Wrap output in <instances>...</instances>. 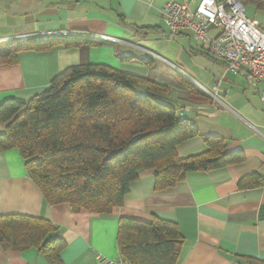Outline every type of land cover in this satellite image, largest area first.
Returning a JSON list of instances; mask_svg holds the SVG:
<instances>
[{
	"label": "crops",
	"instance_id": "obj_1",
	"mask_svg": "<svg viewBox=\"0 0 264 264\" xmlns=\"http://www.w3.org/2000/svg\"><path fill=\"white\" fill-rule=\"evenodd\" d=\"M173 1L195 7L201 0H0V39L15 38L0 44V54L32 41L74 38L72 33L77 32L107 38L81 39L87 43L77 48L55 45L21 52L15 64L0 65V104L9 99L28 102L68 67L104 65L165 86L168 91L158 99L174 107L178 118L183 119L180 113L188 110L186 119L200 136L178 145V157L203 152L202 137L209 136L223 138L226 152L241 151L246 157L242 164L189 173L184 181L162 191L154 188V170L142 171L121 207L98 214L73 213L68 204L48 205L28 177L19 151H0V216L41 218L56 226L66 244L60 254L63 264L119 259V220L153 217L178 227L183 243L177 264L264 263V186L238 187L253 173L264 178V103L256 89L253 95L244 91L243 97L225 89L229 73L239 81L248 77L227 71L191 34L166 40L160 9ZM245 14L264 27L260 0L246 1ZM142 59H148L149 65ZM177 70L200 78L204 85H199L208 94L199 89L191 92ZM212 80L215 89L208 87ZM6 126L0 124V133ZM0 264L49 263L34 248L14 252L0 247Z\"/></svg>",
	"mask_w": 264,
	"mask_h": 264
},
{
	"label": "trees",
	"instance_id": "obj_2",
	"mask_svg": "<svg viewBox=\"0 0 264 264\" xmlns=\"http://www.w3.org/2000/svg\"><path fill=\"white\" fill-rule=\"evenodd\" d=\"M86 43L69 38L15 45L0 54V65L15 64L21 52ZM139 61L149 65L148 59ZM183 82L191 92H200ZM167 91L104 65L68 67L28 102L9 99L0 104V124H7L0 133V151L18 150L44 201L68 204L73 213L110 214L123 205L130 184L145 170H154V188L162 191L189 173L246 161L241 151L226 152L225 140L215 136L202 137L203 152L178 157L176 147L200 135L187 119L177 117L174 107L158 99ZM262 186L264 178L256 173L238 183L240 189ZM182 243L174 223L156 217L119 220L118 251L129 264H177ZM0 247L14 252L34 248L49 264H63L60 254L66 244L59 229L44 219L7 215L0 216Z\"/></svg>",
	"mask_w": 264,
	"mask_h": 264
},
{
	"label": "built area",
	"instance_id": "obj_3",
	"mask_svg": "<svg viewBox=\"0 0 264 264\" xmlns=\"http://www.w3.org/2000/svg\"><path fill=\"white\" fill-rule=\"evenodd\" d=\"M248 0H201L195 7L183 2H168L160 9L168 31L167 41L187 32L194 42L211 58L223 62L227 71L248 77L264 103V27L245 14ZM264 4V0H260ZM217 31L213 37L208 36ZM74 38L107 40L106 37L87 32L72 33ZM9 39H0L4 43ZM184 78L188 77L177 70ZM186 80V79H185ZM199 85V84H198ZM201 87V91L207 90ZM218 102L215 96H211ZM98 264H129L122 258L108 261L98 258Z\"/></svg>",
	"mask_w": 264,
	"mask_h": 264
},
{
	"label": "rangeland",
	"instance_id": "obj_4",
	"mask_svg": "<svg viewBox=\"0 0 264 264\" xmlns=\"http://www.w3.org/2000/svg\"><path fill=\"white\" fill-rule=\"evenodd\" d=\"M213 35H215L214 33H213V31L212 32H210L209 34H208V36H213ZM4 39H9L8 41H6V42H4V43H11V42H14V39L15 38H4ZM1 44V43H0ZM202 58H204L205 59V57H203V56H199V60H203ZM240 78V77H239ZM244 77H242L241 79H240V81H239V79H235V78H233L232 77V75H231V73H229V75L227 76V79L229 80V83L228 84H226L227 85V87H225V89H229V90H231V91H234L235 93H238L239 94V96H241V97H243L241 94L245 91L246 93H248L249 92V94L250 95H253L252 94V91L254 90V88L252 87V84H251V81L249 80L248 81V79L246 80V79H243ZM184 79H186L185 81H188L190 84H192L197 90L199 89H201V87L198 85L199 83L200 84H202V85H204V82L200 79V78H188V77H185ZM239 81V82H238ZM225 85V86H226ZM222 100V102H223V99H221ZM118 259V258H117ZM112 261H115V260H112Z\"/></svg>",
	"mask_w": 264,
	"mask_h": 264
},
{
	"label": "water",
	"instance_id": "obj_5",
	"mask_svg": "<svg viewBox=\"0 0 264 264\" xmlns=\"http://www.w3.org/2000/svg\"><path fill=\"white\" fill-rule=\"evenodd\" d=\"M216 77H218V76H216ZM213 84H214V80L211 81V84H209L208 87H210V88H214V87H213V86H214ZM214 89H215V88H214ZM187 113H188V110H187V109L183 110V111L180 113L183 119H186V117H187Z\"/></svg>",
	"mask_w": 264,
	"mask_h": 264
}]
</instances>
